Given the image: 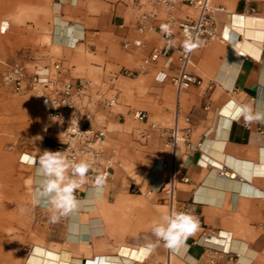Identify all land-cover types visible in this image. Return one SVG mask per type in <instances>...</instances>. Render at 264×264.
I'll list each match as a JSON object with an SVG mask.
<instances>
[{
	"label": "crops",
	"instance_id": "crops-1",
	"mask_svg": "<svg viewBox=\"0 0 264 264\" xmlns=\"http://www.w3.org/2000/svg\"><path fill=\"white\" fill-rule=\"evenodd\" d=\"M61 1L59 15L53 17L50 44L60 59L42 56L27 63L38 68L59 63L58 74L63 81L86 79L93 96L101 93L115 98L114 106L93 109L90 125L106 131L105 151L116 163L105 182L85 177L75 192L79 207L56 222L51 221L48 209L34 202L41 173L39 163L31 166L35 215L30 249L42 245L43 251H53L59 264H159L167 260L168 264H205L212 256L215 264H264V194L256 195L264 193V122H246L240 115L243 105L264 111V0L213 1L231 14V22H226L225 13L217 14L220 39L195 50L192 56L191 71L202 85L179 93L168 79L172 71L162 62L137 77L120 76L116 83L110 82L113 75L136 69L143 57L167 44L156 32L136 30L138 7L132 0ZM6 2L13 14L0 17V34L8 33L14 23L9 35V56L14 60L22 41L16 37L17 30L32 26L33 20L40 25V40H44L48 27L37 19L38 9L30 7L41 4V0ZM192 13L182 8L177 16ZM163 18L161 13L158 19ZM59 21L69 27H61ZM156 23L149 20L146 24ZM171 31L174 38L170 46L176 47L180 38L175 28ZM125 39L139 40L141 46L126 51L122 48ZM161 73L167 75L164 81L157 78ZM136 110L148 113L147 121L137 120L146 129H119L130 127L128 115ZM175 125L190 129L194 150L181 155L174 210L202 221L205 234L195 231L184 247L167 257V250L151 227L157 218L155 205L160 202L159 207H167L160 200L163 195L155 189L166 175L160 163L169 155L163 129ZM47 135L40 126L41 144L33 151L42 147L48 150L54 144L52 138L60 141L59 134ZM220 166L234 170L244 181L220 177L215 169ZM144 171H148L145 180ZM132 174H140L133 180L146 186L147 196L156 193L155 199L144 201L140 188L142 194L132 192L136 184L126 191V181ZM182 177L189 181L182 182ZM212 231L215 236L206 242V234ZM208 248L229 254L218 256ZM63 255L68 258L63 259ZM31 263L29 255L24 264ZM40 264H47L46 259Z\"/></svg>",
	"mask_w": 264,
	"mask_h": 264
},
{
	"label": "built area",
	"instance_id": "built-area-1",
	"mask_svg": "<svg viewBox=\"0 0 264 264\" xmlns=\"http://www.w3.org/2000/svg\"><path fill=\"white\" fill-rule=\"evenodd\" d=\"M138 7L135 26L140 33L153 31L161 35L167 44L160 49H154L149 55L143 57L134 70L123 69L110 78L112 84L116 83L118 77H137L146 73L157 63L162 62L163 67L172 71L168 77L170 83L179 93L188 90L193 86L200 87L202 80L192 71V56L195 50L203 48L205 45L220 39L216 22L218 13H226L224 7L213 4V0H132ZM61 4V0H56ZM182 8L191 9L193 14H186L179 17L177 14ZM253 11V10H252ZM164 15L163 20H159L160 14ZM154 20L158 23L147 25V21ZM162 26H167L163 28ZM175 28L180 43L176 47L170 46L174 38L171 31ZM141 46L139 40L125 39L122 48L126 51L137 49ZM60 64L55 63L52 68L44 66L32 68L21 59H15L9 63H4L0 69V84L12 90L15 94L33 93L48 115L55 120L60 127V141L52 138L54 144L48 146L50 151H62L68 160L80 162L85 160L90 163V168L85 177H97L100 182L109 180L112 176V168L116 163L113 156L106 154V131L97 129L90 125L92 111L96 106L112 107L115 98L105 97L101 93L92 95L90 81L80 79L76 82L63 81L59 74ZM159 81L167 78L161 73L157 76ZM133 118L138 121H147L149 116L146 111L136 110L132 113ZM166 134L165 146L170 151V156L161 162V168L166 175L160 185L155 189L157 193L163 195V200L169 208L168 212L175 211V190L177 174L179 170L181 155L194 150L190 142V129H180L176 125L164 128ZM181 147L184 148L181 151ZM40 155H35L32 161L20 159V163L28 166H35L39 163ZM220 177L228 180H235L236 173L225 166L215 168ZM71 174V173H70ZM182 182H188L186 177L181 178ZM132 192L140 193V189L135 185ZM199 228L196 231L205 234L202 221L198 220ZM220 234H217L219 237ZM215 236V232L206 234L205 241H210ZM163 246L164 243L159 241ZM165 247V246H164ZM167 250V257L171 251ZM215 255L229 254L208 248ZM210 253V254H211ZM144 259V258H143ZM142 259V260H143ZM141 261V260H139ZM159 264H168L162 262ZM205 264H215V257H209Z\"/></svg>",
	"mask_w": 264,
	"mask_h": 264
},
{
	"label": "rangeland",
	"instance_id": "rangeland-1",
	"mask_svg": "<svg viewBox=\"0 0 264 264\" xmlns=\"http://www.w3.org/2000/svg\"><path fill=\"white\" fill-rule=\"evenodd\" d=\"M6 1L0 0V17L10 18L13 12L7 9ZM55 1L41 0V4L35 3L30 6L33 9H38L37 19L48 27L45 39L40 40V25L29 19L32 26H24V28L21 27L20 30H17L19 35L16 37H20L22 41L20 43L21 49L15 59H21L26 63L28 60L42 56H49L55 60L60 59V54L54 52L50 46L54 28L53 17L57 16L54 14L53 9ZM108 1L118 3L120 0ZM13 28L14 23H12L8 33L0 34V53L2 54V57H0V69L4 63H9L14 58L12 55L9 56L12 54V43L9 40V35ZM27 66L32 67L29 63H27ZM128 116L130 127L120 126L118 127L119 129L126 130L128 128L135 131L146 129L145 126H141L137 120L132 118L131 113ZM123 122L122 120L120 123ZM40 126L46 129L48 134L46 137H57L59 134V127L44 112L40 102L33 93L15 94L11 89L0 84V207H2L0 215V264H24L25 258H28L29 250H31L29 244L35 215L32 203V175L34 169L31 166L21 164L20 159L22 157L24 161L29 159L32 161L35 155H40L45 151L43 147L33 151V147L41 144V138L38 137ZM167 150L169 157L170 151L169 149ZM148 171L142 173L144 180ZM135 175L140 176V174H132L127 179L126 191L129 192L131 184H136L145 194L142 197L144 201L145 199L148 201L152 198L155 199L156 193L147 196L146 186H141L133 180ZM160 200L164 202L162 198ZM144 203L142 206L143 220L146 219V202ZM160 204L159 202L158 205ZM157 206L155 205L157 218L154 219V222H159L162 214L169 213V208Z\"/></svg>",
	"mask_w": 264,
	"mask_h": 264
},
{
	"label": "clouds",
	"instance_id": "clouds-1",
	"mask_svg": "<svg viewBox=\"0 0 264 264\" xmlns=\"http://www.w3.org/2000/svg\"><path fill=\"white\" fill-rule=\"evenodd\" d=\"M166 28L167 26H162ZM240 115L246 122H264V111H254L250 105L240 107ZM41 179L34 202L48 209L52 222L68 216L79 207L76 189L85 180L90 163L68 160L62 151L45 150L40 154ZM71 172V174H69ZM199 228L198 220L188 212L171 211L160 216L151 227L153 235L170 251H177Z\"/></svg>",
	"mask_w": 264,
	"mask_h": 264
},
{
	"label": "bare ground",
	"instance_id": "bare-ground-1",
	"mask_svg": "<svg viewBox=\"0 0 264 264\" xmlns=\"http://www.w3.org/2000/svg\"><path fill=\"white\" fill-rule=\"evenodd\" d=\"M60 3H58V2H54V5H53V9H54V14H56V15H59V12H60ZM193 14V13H192ZM56 17H58V16H56ZM57 19H59V18H57ZM226 19H227V23H230L231 22V14H227V16H226ZM58 25H60L61 27H64V28H67V27H69V26H66V24L63 22H58ZM42 106V105H41ZM43 108V107H42ZM44 110V109H43ZM44 112L46 113V114H48V112H46L45 110H44ZM133 113V112H132ZM131 113V116L133 115ZM50 117V116H49ZM51 118V117H50ZM132 118H133V116H132ZM52 119V118H51ZM134 119V118H133ZM53 120V119H52ZM135 120V119H134ZM55 121V120H54ZM234 171V170H233ZM235 172V171H234ZM236 173V172H235ZM236 179L235 180H239L240 182H243L244 181V179L242 178V177H239V176H237L236 175ZM262 194H264V193H262V192H260V193H258V194H256V195H262ZM3 206V205H2ZM1 211H2V207H0V215H1ZM0 221H1V218H0ZM36 246V249L33 251L32 250V248H31V250H30V252H29V255H31V261L33 262V263H31V264H40L41 263V261H45V259H46V262H47V264H59V261H57V257L55 256V254H53V251H43V246L42 245H39V244H36L35 245ZM34 247V246H33ZM126 254V253H125ZM29 255H28V257H29ZM131 256L132 255H128V259H130L131 258ZM137 257V256H136ZM62 258L63 259H67L68 257L66 256V255H63L62 256ZM138 259V258H137Z\"/></svg>",
	"mask_w": 264,
	"mask_h": 264
}]
</instances>
